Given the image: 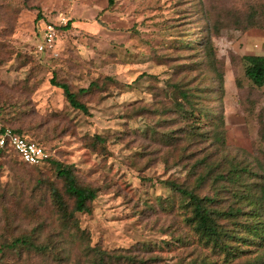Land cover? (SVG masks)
Returning a JSON list of instances; mask_svg holds the SVG:
<instances>
[{"label": "rangeland", "instance_id": "obj_1", "mask_svg": "<svg viewBox=\"0 0 264 264\" xmlns=\"http://www.w3.org/2000/svg\"><path fill=\"white\" fill-rule=\"evenodd\" d=\"M262 3L115 0L108 6L107 0H0L1 89L10 93L11 87L23 86L36 111L34 121H43L36 137L98 189L90 212L77 214L90 246L128 249L145 264H244L261 251L247 246L242 258L224 260L223 253L201 245L158 205L174 197L170 182H192L196 160H220L217 147L208 145L216 123L227 154L242 162L264 159V85L249 81L243 59L264 56V26L245 28L251 8ZM68 20L70 28H58ZM49 24L54 41L40 53L42 28ZM208 41L213 59L206 56ZM52 77L76 93L94 84L80 97L89 115L68 104ZM179 89L192 92L191 119L183 117L182 108L190 105ZM199 108L210 110V117ZM193 123L198 128L184 151L183 135ZM202 131L206 141L196 135ZM94 134L106 140V155L88 144ZM39 167L46 170L47 164ZM1 172V184H10L7 165ZM228 203H216V209ZM15 225L31 229L34 222L16 219Z\"/></svg>", "mask_w": 264, "mask_h": 264}, {"label": "trees", "instance_id": "obj_2", "mask_svg": "<svg viewBox=\"0 0 264 264\" xmlns=\"http://www.w3.org/2000/svg\"><path fill=\"white\" fill-rule=\"evenodd\" d=\"M107 1L108 6L115 2ZM41 18L38 13L36 19ZM255 25L264 26V3L252 7L247 15L245 28ZM70 27L71 20H68L58 28ZM206 47V56L213 59L210 41ZM243 59L246 61L245 76L253 85L263 86L264 56L245 55ZM51 83L62 90L73 109L89 115L88 107L80 97L94 87L93 83L77 93L54 77ZM2 87L0 84V136L10 130L42 146L48 157L43 163L47 164V169L43 170L39 165L22 161L11 148L0 150V177L1 168L7 165L13 178L7 185L0 182V264L8 261L14 264H145L139 263L141 258L138 254L131 255V250L104 251L89 245V234L80 227L77 214L90 212L98 189L81 180L73 164L61 161L51 153V148L44 147L42 138L36 137L43 121H34L36 111L30 108L23 86L11 87L10 93H5ZM178 94L190 105L187 109L182 108L183 117L191 119L194 115L192 92L179 89ZM199 111L206 118L211 115L210 110L199 108ZM217 127L216 123L208 145L217 147L219 152L216 153L222 154L220 160H196L191 165V170L196 168L192 172V182H170L169 189L176 199L166 198L158 206L175 215L178 219L175 223L187 229L201 245L217 254L223 253L224 260H229V256L242 258L245 247L258 246L261 251L244 264H264V159L242 162L235 155L227 154L224 134ZM196 128L198 126L193 123L188 131L184 130L183 137L187 140L184 151L192 143L190 140L194 139ZM196 135L206 141L205 132ZM260 137L264 141V128L260 129ZM160 139L164 141L166 135L161 134ZM88 144L96 152L106 155V140L102 136L90 135ZM227 201L231 203L216 209V203ZM16 219L34 222V225L31 229L18 226L16 230ZM228 221L232 223L231 228Z\"/></svg>", "mask_w": 264, "mask_h": 264}, {"label": "built area", "instance_id": "obj_3", "mask_svg": "<svg viewBox=\"0 0 264 264\" xmlns=\"http://www.w3.org/2000/svg\"><path fill=\"white\" fill-rule=\"evenodd\" d=\"M55 37V30L52 25H45L42 28V41L37 45V51H43L52 46ZM3 148H11L19 158L29 164H43L48 157L45 149L16 133L6 130L0 136V150Z\"/></svg>", "mask_w": 264, "mask_h": 264}]
</instances>
